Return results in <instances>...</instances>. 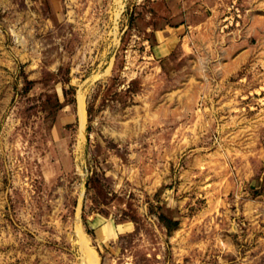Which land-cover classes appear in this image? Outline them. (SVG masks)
Returning <instances> with one entry per match:
<instances>
[{
	"label": "rangeland",
	"instance_id": "rangeland-1",
	"mask_svg": "<svg viewBox=\"0 0 264 264\" xmlns=\"http://www.w3.org/2000/svg\"><path fill=\"white\" fill-rule=\"evenodd\" d=\"M0 264H264V0H0Z\"/></svg>",
	"mask_w": 264,
	"mask_h": 264
}]
</instances>
